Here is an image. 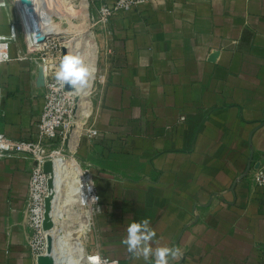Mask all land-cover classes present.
Returning a JSON list of instances; mask_svg holds the SVG:
<instances>
[{"label": "crops", "instance_id": "1", "mask_svg": "<svg viewBox=\"0 0 264 264\" xmlns=\"http://www.w3.org/2000/svg\"><path fill=\"white\" fill-rule=\"evenodd\" d=\"M109 27L106 82L83 116L99 134L87 127L75 142L101 198L90 250L155 264L123 243L128 226L147 219L153 252L182 253L168 264H264V186L255 180L264 165V0H143ZM36 69L15 57L0 66V131L14 138L37 137ZM31 167L0 160V264H37Z\"/></svg>", "mask_w": 264, "mask_h": 264}, {"label": "built area", "instance_id": "2", "mask_svg": "<svg viewBox=\"0 0 264 264\" xmlns=\"http://www.w3.org/2000/svg\"><path fill=\"white\" fill-rule=\"evenodd\" d=\"M143 0H84L83 6H78L76 0H30L31 3H23L21 0H14L18 20L9 23L8 32H0V65L5 61L12 60L25 53L26 57L35 60L37 78L39 86L44 82L52 80L50 83V93L41 113L37 137L35 139L14 138L4 131H0V160L5 157H22L35 159L32 168L31 180L28 191V214L29 225L32 229V239H37V243H32L33 256H37L46 251L47 235L43 228L45 213V198L49 194L48 178L49 174L44 171V162L50 156L46 155L51 142L62 137L65 133L64 126L67 120V103L70 96L69 90L61 87L54 76L59 69L63 58V47L67 52L81 55L83 62L92 69L94 76L97 73L98 47L95 49L89 42H83L88 35L78 34L73 30L64 29L61 23L71 24L80 16L90 17L87 10L89 6H95V14L92 16L91 26H97L106 42V52L108 48L107 34L110 31L112 19L123 13L130 11ZM93 3V4H92ZM5 6L0 1V7ZM81 9L82 13H78ZM19 25L23 26V37L25 48L19 46ZM73 25V24H71ZM94 31L88 38L94 37ZM93 39V38H92ZM97 45V42H96ZM13 49L16 55H13ZM96 56V61H94ZM102 81L106 82V74L102 73ZM95 78V77H94ZM93 81V79H92ZM99 130L96 127L87 128V135L97 136ZM66 139V136L64 137ZM64 139V141H65ZM54 144V143H52ZM66 183L62 191L63 210L62 220L74 217L79 219L78 223L83 227L87 214L91 218L95 212L101 210V198L94 182V175L90 164L84 160H77V164L69 166L64 172ZM255 180L264 186V165L257 168ZM61 233L65 235L66 247L71 255L65 263L61 256H57L58 264H97L95 257H99L100 264L107 261V264H120V259L100 253L98 250L88 251L82 245L79 238L69 235L68 229L61 224ZM77 239V240H74ZM84 257L83 262L81 259ZM62 262H61V261ZM60 261V262H59Z\"/></svg>", "mask_w": 264, "mask_h": 264}, {"label": "rangeland", "instance_id": "3", "mask_svg": "<svg viewBox=\"0 0 264 264\" xmlns=\"http://www.w3.org/2000/svg\"><path fill=\"white\" fill-rule=\"evenodd\" d=\"M2 3H4L5 6L0 7V32L6 33L8 32V27H9V23L11 21H15L18 20L19 15L16 13L15 10V5H14V0H0ZM78 3V6H83L82 3H84V0H76ZM93 4V3H92ZM84 7V6H83ZM89 11V15L90 17L87 16V13H85L86 15H84L83 17H79L78 19L74 20L71 24H73L74 26H72L71 24L68 23H61L62 27L64 29H68V30H73L74 32L78 33V34H91V31H94V41L97 42V46H98V59H97V73L95 75V78L93 79L91 86L89 87L90 89H86L83 92H81L80 94H78L76 97L75 96H70L69 101L67 103V108H68V115H67V120L65 122V126H64V131L65 133L62 134V137H59L58 139L54 140L51 142V146L47 149L46 151V155L50 156V154L53 152V150H56L58 148H62V153L68 157L71 158L72 156L76 157L77 160H83V158L80 157V155L77 153V145L75 146V148L72 150L66 145V143L69 141V136L67 135L68 131H72L73 129H75L76 133H75V137L73 138V142H76L77 140L79 141L81 135L83 134V132L86 130L87 127H90V121H91V117L90 118H86L83 117L86 109H92L93 112H95L96 108H97V102L100 98L101 95V90H102V85L104 84V82L102 81V73L103 69L105 68V63H106V56L105 55V50H106V42L105 40H103V35L102 33H100V29L97 26H91V22H89V20H92V16L93 14H95V6L91 5L88 7L87 9ZM82 12H84V10H82ZM81 9L78 11V13H82ZM89 18V20H88ZM19 46L20 48L24 49L25 46V42H24V37H23V26L19 25ZM88 35V36H89ZM26 52L21 53L19 56L18 54L15 56L16 60H20V61H28L31 64H35V60L34 59H30L29 57L25 56ZM1 66V65H0ZM55 79V76H54ZM53 80V79H52ZM52 80H49L48 82H44L43 80L41 81V87L44 88L43 91V96H44V104L43 107L45 105V102L47 100V96L50 93V83ZM39 80L35 74V83H37L39 85ZM87 101V102H86ZM89 104L90 106L86 107V104ZM43 111V108H42ZM42 113V112H41ZM41 118V115H40ZM39 123H40V119L37 122V125L39 127ZM80 131V132H79ZM38 132V131H37ZM79 132V133H78ZM77 135H78V139H77ZM66 136V139L64 138ZM65 139V141H64ZM54 143V144H52ZM74 154V155H73ZM22 158V157H21ZM32 161V167H31V173H32V168L34 166V161L35 159H31ZM31 173H30V177H29V183L31 180ZM29 191V190H28ZM79 219L74 218V217H70L67 218L66 220H63V226L66 227V229H68L69 231V235L71 237H77L79 238L80 241H82V245L85 247V249H87L88 251H91V245L94 243V233L93 231L87 233V232H83V230L81 229L80 224L78 223ZM93 225V224H92ZM92 225L90 226V229L92 228ZM33 233V232H32ZM32 233L29 237V245H30V249L31 252L32 251V243H37V239H32ZM77 240V239H74ZM94 245V244H93Z\"/></svg>", "mask_w": 264, "mask_h": 264}, {"label": "clouds", "instance_id": "4", "mask_svg": "<svg viewBox=\"0 0 264 264\" xmlns=\"http://www.w3.org/2000/svg\"><path fill=\"white\" fill-rule=\"evenodd\" d=\"M91 75L92 69L83 62L82 58L69 52L63 56L55 79L61 87H65L67 84L72 89L80 90L88 86ZM149 225L150 222L144 219L131 223L127 228L128 235L123 243L127 245L128 251L134 257L143 255L147 260L150 255H154L155 264H168L169 256L177 258L182 255L179 248L161 247L153 252L149 242L155 236V231ZM94 259L97 264H100L98 256ZM103 264H107V261H104Z\"/></svg>", "mask_w": 264, "mask_h": 264}, {"label": "bare ground", "instance_id": "5", "mask_svg": "<svg viewBox=\"0 0 264 264\" xmlns=\"http://www.w3.org/2000/svg\"><path fill=\"white\" fill-rule=\"evenodd\" d=\"M72 26H74V25H72ZM92 38L93 37L88 38V36H87L84 38L83 42L84 43L89 42V44L93 45L94 48L96 49L98 46L96 45V41H94V39H92ZM74 54L81 57V55H79L77 53H74ZM93 60L96 61V56H94ZM94 68L96 71L97 68L95 65H94ZM94 77H95L94 74H92L90 79H89L87 87L80 89V90L74 89L72 91H69V94L76 97L78 94H80L84 90L90 89L89 87L91 86L92 79H94ZM84 112L85 113L82 115L88 116L90 114V109L88 108ZM75 133H76L75 129H73L72 131L69 130L67 133V135L69 136V141L66 143V145L71 150H72V148L73 149L75 148V142H73V138L75 137ZM51 156L53 157L52 158V168H53V178L55 179V186L52 189L53 190L52 194H53V196L55 195V203H54L53 211H52V218L55 221V225H54V228L51 229L50 231H45V234L46 235L51 234L54 237L53 252L57 254L56 256L60 255L61 258L66 263L68 261L70 255H71V253H70L69 249H67V247H66L65 236H67V233L65 235H63L61 233V230H62L61 224L63 223V220H62L63 200L60 197L62 196V191H63L64 185L66 183L65 175H64L65 169L69 166L76 165L77 164V158L74 157L75 155L72 156L71 158L66 157L62 153V148L56 149L52 153ZM91 225H92V218H91L90 214H87V218L85 220V223H84L83 227H81L80 230H83V232L84 231L87 232L90 229ZM73 238H77V237H73ZM46 248H47V246H46ZM83 259H84V257L81 259L82 262H83Z\"/></svg>", "mask_w": 264, "mask_h": 264}, {"label": "water", "instance_id": "6", "mask_svg": "<svg viewBox=\"0 0 264 264\" xmlns=\"http://www.w3.org/2000/svg\"><path fill=\"white\" fill-rule=\"evenodd\" d=\"M23 3H31L30 0H21ZM68 54L66 47H63V56ZM66 88L69 90H74L70 85L66 84ZM251 159L248 165V170L251 166ZM44 171L49 174L48 178V187L49 194L45 198V213H44V221L43 228L45 231H50L54 228L55 221L52 218L53 206L55 203V195L52 194V189L55 186V179L53 178V168H52V160L48 159L44 162ZM54 245V237L51 234H47V248L44 253H41L37 256V264H58L57 254L53 252Z\"/></svg>", "mask_w": 264, "mask_h": 264}, {"label": "snow or ice", "instance_id": "7", "mask_svg": "<svg viewBox=\"0 0 264 264\" xmlns=\"http://www.w3.org/2000/svg\"><path fill=\"white\" fill-rule=\"evenodd\" d=\"M94 259V258H93Z\"/></svg>", "mask_w": 264, "mask_h": 264}]
</instances>
